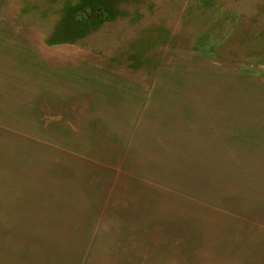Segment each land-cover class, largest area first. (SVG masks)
I'll list each match as a JSON object with an SVG mask.
<instances>
[{
    "label": "rangeland",
    "instance_id": "1",
    "mask_svg": "<svg viewBox=\"0 0 264 264\" xmlns=\"http://www.w3.org/2000/svg\"><path fill=\"white\" fill-rule=\"evenodd\" d=\"M3 11L34 29L35 68L19 77L23 101L0 102V141L17 154L2 165V253L264 264V151L243 150L256 144L225 112L240 85L228 78L264 79V0H0Z\"/></svg>",
    "mask_w": 264,
    "mask_h": 264
},
{
    "label": "crops",
    "instance_id": "2",
    "mask_svg": "<svg viewBox=\"0 0 264 264\" xmlns=\"http://www.w3.org/2000/svg\"><path fill=\"white\" fill-rule=\"evenodd\" d=\"M25 16L23 13L0 12V102L10 101H23V89L19 91L18 86H23L18 82L19 77L23 76V72L32 70L33 63L28 60V64L25 60L26 55V41L28 44V50H31V40L34 39V29L25 28ZM40 38L39 33L36 34ZM31 41V42H30ZM34 45V43H32ZM27 65V66H26ZM230 81L226 82L227 88L233 87V85L239 82L240 85L233 93V89L226 93V105L225 112L226 117L233 119H240L241 137L242 143L246 144L250 142L256 145L249 146L244 145L243 150L256 149L258 151H264V92H249V79L244 77L228 78ZM256 80V79H254ZM264 79H260L259 82L251 81L253 84L258 83L264 91V84L261 83ZM3 129H0V133ZM4 132L6 133L5 129ZM17 150L16 147L11 148ZM10 147L8 143L0 141V215H7L9 210L8 195L3 194V190H6L8 185V175L2 172V165H9L10 160L13 161L16 158V153L9 152ZM259 164H261V158ZM0 219H7L0 216ZM26 256V255H25ZM23 254L18 253H2L0 250V264H32V254L29 255L26 260ZM28 256V255H27ZM34 258V257H32ZM38 258V257H37ZM37 262V261H36ZM38 264V262H37Z\"/></svg>",
    "mask_w": 264,
    "mask_h": 264
},
{
    "label": "trees",
    "instance_id": "3",
    "mask_svg": "<svg viewBox=\"0 0 264 264\" xmlns=\"http://www.w3.org/2000/svg\"><path fill=\"white\" fill-rule=\"evenodd\" d=\"M105 9H107L106 7H105ZM106 22V21H105ZM104 22V23H105ZM103 24V23H102ZM78 29L81 31L82 29H83V27H81L80 25H78ZM84 30V29H83Z\"/></svg>",
    "mask_w": 264,
    "mask_h": 264
}]
</instances>
